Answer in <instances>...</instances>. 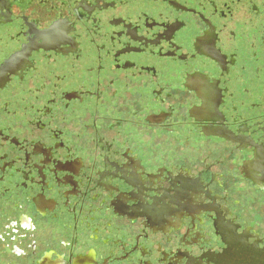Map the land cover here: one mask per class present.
<instances>
[{
    "label": "flooded vegetation",
    "instance_id": "af4514ba",
    "mask_svg": "<svg viewBox=\"0 0 264 264\" xmlns=\"http://www.w3.org/2000/svg\"><path fill=\"white\" fill-rule=\"evenodd\" d=\"M0 264H264V0H0Z\"/></svg>",
    "mask_w": 264,
    "mask_h": 264
}]
</instances>
